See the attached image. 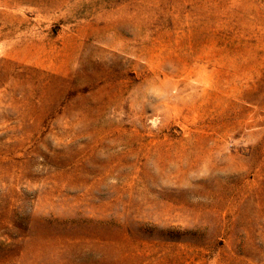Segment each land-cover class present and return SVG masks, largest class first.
Segmentation results:
<instances>
[{
    "label": "rangeland",
    "instance_id": "374dc122",
    "mask_svg": "<svg viewBox=\"0 0 264 264\" xmlns=\"http://www.w3.org/2000/svg\"><path fill=\"white\" fill-rule=\"evenodd\" d=\"M5 1L0 264H264V0Z\"/></svg>",
    "mask_w": 264,
    "mask_h": 264
},
{
    "label": "bare ground",
    "instance_id": "6f19581e",
    "mask_svg": "<svg viewBox=\"0 0 264 264\" xmlns=\"http://www.w3.org/2000/svg\"><path fill=\"white\" fill-rule=\"evenodd\" d=\"M5 1V0H4ZM6 2V1H5ZM17 2V1H16ZM8 10H10V9H8Z\"/></svg>",
    "mask_w": 264,
    "mask_h": 264
}]
</instances>
